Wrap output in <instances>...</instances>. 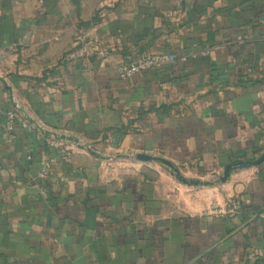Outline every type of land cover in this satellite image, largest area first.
Returning a JSON list of instances; mask_svg holds the SVG:
<instances>
[{"label": "crops", "instance_id": "1", "mask_svg": "<svg viewBox=\"0 0 264 264\" xmlns=\"http://www.w3.org/2000/svg\"><path fill=\"white\" fill-rule=\"evenodd\" d=\"M0 46V264H264V160L218 181L264 150V0H0Z\"/></svg>", "mask_w": 264, "mask_h": 264}, {"label": "built area", "instance_id": "2", "mask_svg": "<svg viewBox=\"0 0 264 264\" xmlns=\"http://www.w3.org/2000/svg\"><path fill=\"white\" fill-rule=\"evenodd\" d=\"M5 54L4 49L0 46V57ZM106 54V47L102 38L95 32H86L78 30L73 41L72 47L66 52L67 60L75 59H94L101 60ZM183 58L182 60H184ZM174 60V56L170 53H144L140 56L120 61L116 65V72L120 78H129L136 73L145 71L151 68L160 67ZM18 105L13 104V108L6 112L7 128L10 129L13 125ZM21 124L27 126L28 121L23 117ZM240 210V202L238 199L231 200V207L223 211L227 216H234ZM219 213V211H217Z\"/></svg>", "mask_w": 264, "mask_h": 264}, {"label": "water", "instance_id": "3", "mask_svg": "<svg viewBox=\"0 0 264 264\" xmlns=\"http://www.w3.org/2000/svg\"><path fill=\"white\" fill-rule=\"evenodd\" d=\"M135 157L137 159L141 160V161H157V162H161V163L165 164L166 166H168L172 170V173L174 174V176L176 177V179L179 180L181 183H184L186 185H208V184H210V182H208V181H201V180H198V179H188V178H185L179 172V170L176 168L175 165H173L172 163H170L169 161H167L164 158L157 157V156H152V155H147V154H142V153L136 154ZM263 160H264V150L255 159H252V160H243V161H238V162H235V163L228 164V165H226L224 167L222 173L219 175L218 181L220 183L225 182L226 179L228 178L229 174L234 169L255 166V165H258Z\"/></svg>", "mask_w": 264, "mask_h": 264}]
</instances>
